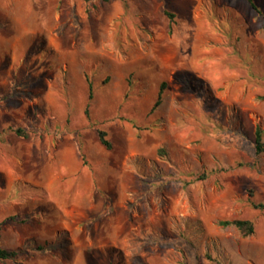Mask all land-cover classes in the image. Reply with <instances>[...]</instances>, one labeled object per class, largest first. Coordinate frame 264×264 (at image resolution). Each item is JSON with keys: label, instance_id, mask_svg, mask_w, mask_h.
Here are the masks:
<instances>
[{"label": "rangeland", "instance_id": "374dc122", "mask_svg": "<svg viewBox=\"0 0 264 264\" xmlns=\"http://www.w3.org/2000/svg\"><path fill=\"white\" fill-rule=\"evenodd\" d=\"M258 127L249 0H0V264H264Z\"/></svg>", "mask_w": 264, "mask_h": 264}, {"label": "trees", "instance_id": "16d2710c", "mask_svg": "<svg viewBox=\"0 0 264 264\" xmlns=\"http://www.w3.org/2000/svg\"><path fill=\"white\" fill-rule=\"evenodd\" d=\"M100 1H111V0H100ZM251 3L252 7L264 17V12L260 8V6L257 4L255 0H249ZM165 14L170 18L171 22L174 21L175 14L171 12L169 9H165ZM167 83L163 82L160 87L158 99L155 102L153 109H156L162 102L163 99V93L166 88ZM93 82L90 80V93H89V99H93L94 93H93ZM86 114L89 116V108L87 106L85 110ZM98 136L100 142L107 147L108 149L112 148V142L108 138V132L102 128H98ZM16 132L19 135H26V132L22 128H18ZM255 142H256V149L257 153H263L264 152V131L261 128H257L256 130V137H255ZM205 176H202L201 178H204ZM253 206L258 209H264V202H253ZM25 221V220H24ZM224 225H235L238 227L243 235L245 236H250L253 235L256 231V226L255 223L250 220V219H233V220H226L223 222ZM39 249H44V247L40 246ZM25 249L23 247L20 248H4L0 246V261H8V260H15L18 259L23 253Z\"/></svg>", "mask_w": 264, "mask_h": 264}]
</instances>
